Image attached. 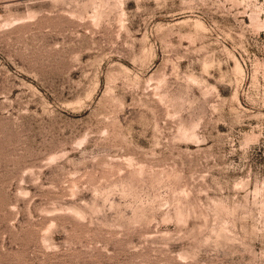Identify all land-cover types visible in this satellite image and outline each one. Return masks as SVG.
<instances>
[{
  "label": "rangeland",
  "instance_id": "obj_1",
  "mask_svg": "<svg viewBox=\"0 0 264 264\" xmlns=\"http://www.w3.org/2000/svg\"><path fill=\"white\" fill-rule=\"evenodd\" d=\"M0 264H264V0H0Z\"/></svg>",
  "mask_w": 264,
  "mask_h": 264
}]
</instances>
